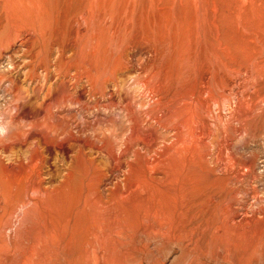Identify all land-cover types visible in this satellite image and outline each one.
Listing matches in <instances>:
<instances>
[{"label":"bare ground","instance_id":"1","mask_svg":"<svg viewBox=\"0 0 264 264\" xmlns=\"http://www.w3.org/2000/svg\"><path fill=\"white\" fill-rule=\"evenodd\" d=\"M1 60L32 130L0 126V264L148 262L151 246L188 264L256 263L230 233L226 187L255 169L232 144L264 121V0H0ZM59 99L113 128L58 137ZM18 211L36 216L27 247L3 238Z\"/></svg>","mask_w":264,"mask_h":264},{"label":"rangeland","instance_id":"2","mask_svg":"<svg viewBox=\"0 0 264 264\" xmlns=\"http://www.w3.org/2000/svg\"><path fill=\"white\" fill-rule=\"evenodd\" d=\"M18 55L21 56L22 55L21 52L18 53ZM16 59L17 61H19L18 64L19 68L16 71H20V74L29 73V75H32V73H34V67L31 66V64L26 62L24 63V61H22L18 56ZM134 63L135 65H137V61H135ZM8 66L9 64H7L6 60L0 61V71L6 70ZM7 85H8V81L4 76L2 80H0V126H2V124H5L6 122H10L11 127L13 129L20 127V129L23 130H32V125L30 121L32 120V118L31 116H29L30 114L28 115L26 113L27 116L23 114L22 116H20V118L15 117L16 116L15 111L17 109L13 106V99H12L13 94L7 88L8 87ZM59 100H60L59 104L54 108L55 117H53L51 120L47 122V123L49 122L52 123L54 134H56L58 137H63L68 133H72L77 138H86V137L90 138L94 135L101 136L102 134L109 132L113 128L112 126H110L109 123L108 124L102 123L101 121L103 119L102 114L98 112L95 108L92 109L88 104H86V107L85 106L83 107L81 103H76L75 99H59ZM214 107L215 106H212L211 112L209 114L210 117H208L212 122H214V120L216 119V114L218 112V110L216 111ZM42 120L39 123H41ZM40 125L43 126L42 123ZM38 128L37 129L40 130V126ZM2 133L3 132H1L0 130V136H2ZM35 138L33 137V139L32 138L29 139L30 140L29 143H31L30 148L36 147V144H38L37 138L36 139ZM79 147L80 144L75 143L74 147L72 148L73 151H71L68 156L73 154L72 152L78 150ZM232 152L233 155H235V157H237L240 160H248L254 158L253 160H254L255 169L253 170V173L251 175H246L245 173L246 168L244 167V172H242L243 175L236 179H233L229 184H227L226 188L229 192V196H231L232 199L235 201V207H234L235 211L228 222L230 228H232L230 233L232 234L233 238L235 239L239 247H241L238 249V250L241 249L240 253H242L243 249L247 250L246 248H248L247 256L248 257L250 256L252 260H253L252 257H254L253 262H256L254 264H264V262L262 261V259H264V220H262V218L259 217L257 214H254L261 206H264V121H259L257 123L255 132H252L251 134L243 133L235 141H233ZM122 174L123 172L113 182L114 183L121 182ZM253 192L258 193V196L260 197L259 201L252 199V196L254 195ZM252 210H256V212H253ZM18 213L20 214L18 215ZM25 213L24 212L22 213V211H18L15 214H13L14 216L12 215L10 220L13 223L11 222L8 223L11 228L4 223L5 224L3 227L4 231H2L3 232L2 234L6 235L3 236V238L6 237L5 238L6 240H9L8 238L10 237L14 239V241L18 243L19 246L25 245L27 247L30 246L31 242L34 240L33 238L34 236H36L35 234L38 233L37 231L38 228H36V226L33 224V222L35 223L36 216L32 215V213L31 214L29 213L27 214L28 217L26 218ZM29 216H30L29 220L31 221L27 220ZM20 220H23V222ZM26 220L30 223V225H32V228ZM25 224L29 225L31 229L29 228V226ZM23 226H26L27 228L25 229ZM5 228H7V230H5ZM31 230L34 231L31 232ZM216 248L217 247L215 246V250L218 249ZM196 249L195 250L197 253L207 251L206 247L196 248ZM149 250L152 252L154 250L153 254L155 258L152 260L147 259L148 262H146V260L142 258V259H135L134 261L133 259H127V260L118 259L115 260L116 262L118 261L117 263L115 261H112V263L114 262L115 264H141V263L142 264H188L187 263L188 262L187 260H189L188 258H183L182 260V258L178 257L179 256L178 248H173L169 250L168 252L170 253L168 254L162 251L161 252L163 254H157L158 252H156V248L154 247L152 248V246L149 248ZM209 253L210 254L207 255L206 257L205 256L201 257L200 260L201 263L199 264H229L227 262L221 263L220 261L215 260L213 258V254L211 252ZM245 253L246 251L243 252L242 254ZM256 253L258 254V256ZM252 254L260 258L261 262L259 259H256L257 257L255 258V256H252ZM259 254H261L260 257ZM158 255L160 256L158 257ZM159 259H161V261H159ZM256 260H258L259 263ZM149 261H151V263ZM47 264H57V263L56 261L54 262V260L52 259ZM191 264H197V261L196 263L194 262Z\"/></svg>","mask_w":264,"mask_h":264}]
</instances>
